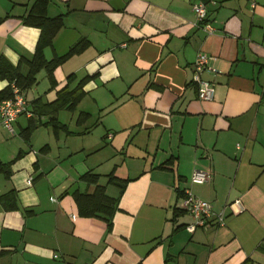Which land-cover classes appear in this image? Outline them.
<instances>
[{
    "label": "crops",
    "instance_id": "0c3cea01",
    "mask_svg": "<svg viewBox=\"0 0 264 264\" xmlns=\"http://www.w3.org/2000/svg\"><path fill=\"white\" fill-rule=\"evenodd\" d=\"M31 13L61 18L45 61L83 47L35 73L32 117L0 125V264H264V0H0V92L29 71ZM199 54L208 102L191 82ZM81 82L76 104L43 114ZM97 186L116 200L109 229L74 200ZM186 192L224 225L187 232Z\"/></svg>",
    "mask_w": 264,
    "mask_h": 264
},
{
    "label": "trees",
    "instance_id": "16d2710c",
    "mask_svg": "<svg viewBox=\"0 0 264 264\" xmlns=\"http://www.w3.org/2000/svg\"><path fill=\"white\" fill-rule=\"evenodd\" d=\"M39 1L44 2V0ZM27 22L36 25L41 29L36 51L32 60L28 62L29 71L27 72V74L22 75L16 69H11L5 75H3L9 80L10 83L14 82L21 91L33 84L34 75L41 67H47L50 71H52L58 64H60L72 54L79 52L83 47L81 46V44H78L77 46L71 48V50L66 55L54 59L53 61L47 62L42 57V49L50 44L53 35L61 26V18H47L43 14L31 13L27 17ZM81 85L82 82L78 84V88L75 91L69 93L66 91L65 93L67 95L63 92L62 95L58 97L54 102L43 106V114H53L57 110L63 108L65 105L70 104L69 107H71L76 104L82 95L79 92ZM11 95L12 91L9 85L8 88L0 92V102L10 98ZM36 114H39L38 111H36ZM81 116L83 118L86 117V115L84 114H82ZM48 123L52 124V126L56 129L59 127V124L54 118H49ZM30 128H34V125H31ZM30 128L29 130H27V136H29L30 134ZM81 180L87 183L95 184L97 181V176L87 173L81 177ZM109 181L112 183H118L112 175L109 177ZM73 196L78 207L79 214L81 216L87 218H101L107 222L108 229L111 227V220L113 214L116 211V200L105 196L102 187L97 186L92 194H80L78 192H75Z\"/></svg>",
    "mask_w": 264,
    "mask_h": 264
},
{
    "label": "built area",
    "instance_id": "2783aa9c",
    "mask_svg": "<svg viewBox=\"0 0 264 264\" xmlns=\"http://www.w3.org/2000/svg\"><path fill=\"white\" fill-rule=\"evenodd\" d=\"M192 10L196 19L204 22V29L209 33L213 32L214 28L206 21V3L202 1L194 2ZM209 60L210 58L207 55L199 54L193 63L191 82L196 86L198 99L202 102L212 101L214 96L213 84L201 78V74L208 67ZM10 88L12 91L11 97L0 102V125L12 133V124L20 115L32 117V114L28 110V103L19 87L13 82ZM207 179L208 173L195 170L191 175L190 181L194 184H202ZM234 204L239 205V201H235ZM182 208L193 220L191 224L185 226V230L189 233H193L197 227L207 226L210 219H214L218 226L224 225V214L222 212H213L211 204L195 198L189 192L185 193L182 200Z\"/></svg>",
    "mask_w": 264,
    "mask_h": 264
}]
</instances>
